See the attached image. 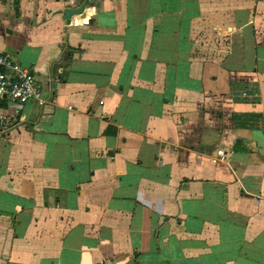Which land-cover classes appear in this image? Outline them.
Returning a JSON list of instances; mask_svg holds the SVG:
<instances>
[{"label":"crops","instance_id":"1","mask_svg":"<svg viewBox=\"0 0 264 264\" xmlns=\"http://www.w3.org/2000/svg\"><path fill=\"white\" fill-rule=\"evenodd\" d=\"M84 2L0 0V264H264V0Z\"/></svg>","mask_w":264,"mask_h":264},{"label":"built area","instance_id":"2","mask_svg":"<svg viewBox=\"0 0 264 264\" xmlns=\"http://www.w3.org/2000/svg\"><path fill=\"white\" fill-rule=\"evenodd\" d=\"M33 100L42 103L41 84L31 69L20 65L8 53L0 52V124H11L3 101L25 104ZM222 154L221 151L218 152Z\"/></svg>","mask_w":264,"mask_h":264},{"label":"water","instance_id":"3","mask_svg":"<svg viewBox=\"0 0 264 264\" xmlns=\"http://www.w3.org/2000/svg\"><path fill=\"white\" fill-rule=\"evenodd\" d=\"M88 0H85V2L78 8L71 7L70 5H67L66 9L63 11V14L65 16H68L69 14H78L81 13L84 6L87 4Z\"/></svg>","mask_w":264,"mask_h":264},{"label":"rangeland","instance_id":"4","mask_svg":"<svg viewBox=\"0 0 264 264\" xmlns=\"http://www.w3.org/2000/svg\"><path fill=\"white\" fill-rule=\"evenodd\" d=\"M13 56V55H12ZM14 59V58H13ZM15 60V59H14ZM16 61V60H15Z\"/></svg>","mask_w":264,"mask_h":264}]
</instances>
